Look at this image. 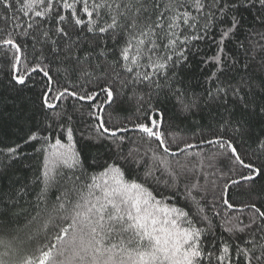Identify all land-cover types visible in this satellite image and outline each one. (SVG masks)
I'll return each mask as SVG.
<instances>
[{
    "label": "snow or ice",
    "instance_id": "snow-or-ice-1",
    "mask_svg": "<svg viewBox=\"0 0 264 264\" xmlns=\"http://www.w3.org/2000/svg\"><path fill=\"white\" fill-rule=\"evenodd\" d=\"M253 9L264 26V0H0V21L7 25L0 27V50L9 82L39 83L45 110L43 124L24 141L40 142L35 151L43 157L36 215L20 225L10 211L18 193L0 195V264H264V185L256 187L264 180V137L244 142L250 120H264V59L243 64L239 80L227 77L225 68L226 60L231 67L239 63L225 52V43L243 27V12ZM201 42L216 44V53L201 63L214 66L206 77L213 85L207 95L227 113L218 134L200 141L219 149L209 156L190 152L196 145L174 136L169 142L163 113L150 101L145 108L140 90L150 89L149 97L171 95L183 111L197 107L198 98L178 87L183 81L177 70ZM36 76L41 79L34 81ZM125 95L136 100L139 122L109 127L106 107ZM69 98L89 102L94 122L87 127L95 133L90 140H107L122 153L124 133L131 128L142 134L143 155L138 145L118 158L145 167L142 177L127 178L117 160L84 173L74 124L83 105L62 107ZM0 153L18 159L21 145ZM217 163L238 178L217 168L223 184L209 180L216 173L205 167ZM62 169L72 174L69 186L51 210L41 209ZM152 185L173 197L182 188L185 206L160 197ZM232 188L244 198L233 200ZM213 218L220 219L227 238L216 236Z\"/></svg>",
    "mask_w": 264,
    "mask_h": 264
},
{
    "label": "trees",
    "instance_id": "trees-1",
    "mask_svg": "<svg viewBox=\"0 0 264 264\" xmlns=\"http://www.w3.org/2000/svg\"><path fill=\"white\" fill-rule=\"evenodd\" d=\"M256 12H243V27L237 32L231 40L225 43V52L239 62L235 67H231V61L226 60L225 68L227 69V77H232L239 80L242 74V65L245 63H252L253 66L258 64L261 59H264V40L261 39L260 33H264V26L260 25L255 20ZM0 27H7L3 21H0ZM216 30L214 29V32ZM4 33H0V38ZM219 37L217 36L216 39ZM240 44L244 47L240 48ZM198 53H193L189 57V62L182 70L178 69L179 76L183 81L178 87L185 90L188 97L195 96L198 98V106L192 108L190 111L181 110L179 104L171 95L166 96L161 92L158 96L153 94L149 97L150 89L143 87L140 89L144 93V107L147 108V103L150 101L156 108L163 113L162 130L166 133V138L171 142L174 136L178 141L191 143L196 145L190 152L202 153L204 156H209L212 153L219 151L214 145L207 143L201 144V140H210L214 138V134H218V126L222 122V117H226L227 113L224 110L222 103L208 97V90L213 88V85L206 82V77L214 70L211 64H204L201 61L216 53L215 43L201 42L198 45ZM5 54L0 50V149L21 145L22 155L15 160H9L5 155L0 153V195L7 196L9 194L15 195L18 203L10 208L12 213L19 216V224L23 225L28 219L36 215V197L43 185L37 181L40 175L42 165V155L38 154L35 149L40 147V142H29L25 144L24 141L31 132L36 131L45 119V110L41 108L40 93L41 86L39 83L29 81L27 86H19L9 82L7 74V64L5 61ZM254 58V59H253ZM55 75V73H53ZM41 77L36 76L34 81H39ZM222 80L226 77H221ZM130 95V94H129ZM129 95L117 98L116 103L111 107H106L105 119L109 121L111 126H129L137 121L140 113L137 112V102L135 99H129ZM100 99H103L101 95ZM257 102H261V98H257ZM61 106L76 105L81 108V112L74 116V124L76 126L75 139L77 141V149L81 152L84 161V173L87 176L101 171L99 165H103L106 161L108 163L117 160L125 169L126 176L129 179L142 177L145 167L136 164H126L123 160H119L120 155H127L129 150H134L138 145L140 146L143 155L144 141L141 139L142 134L135 129H131L124 133L126 140L122 146L123 152H118L115 146L107 140L95 141L90 140V135L94 136L93 130L87 126L94 121L87 115L89 111V102H78L71 98L60 102ZM51 113L49 112V115ZM142 119V118H141ZM81 133L83 135H81ZM256 137H264V120L259 117H253L250 120V135L244 138L245 144H251ZM155 147V144L152 145ZM183 147V144L180 145ZM175 150V144L172 145ZM194 162H198L197 157L192 158ZM208 161L205 160L207 165ZM217 168H223L227 173V168L224 165L217 163L216 168H207L208 173L215 172L214 176L210 175L209 180L215 179L218 184L222 185L224 179L220 178ZM81 175L80 172L76 173ZM72 175L66 169L60 170L56 175L53 184L49 187L47 193V205L41 204L40 208L45 207L51 210L52 205L56 202V196L63 191L64 187L68 185V177ZM231 178H238L232 173H227ZM82 179L86 176L82 175ZM205 181L200 179V183ZM264 185V180L257 181L256 187L259 189ZM160 197H166L170 203L176 204L180 207L185 206L183 197V189L176 193L173 197L171 191L163 189V186L157 188ZM23 188L24 191L20 192ZM219 192V188L217 189ZM231 196L233 200L242 199L244 197L237 196V189H231ZM212 200L211 195L207 198ZM0 211H3V205H0ZM212 216L211 210L208 212ZM42 213V218H43ZM4 218L0 217V224L3 223ZM213 223L216 226L215 233L219 237L223 235L227 238L228 234L224 233L223 229L219 227L220 219L213 218ZM3 230L0 229V235Z\"/></svg>",
    "mask_w": 264,
    "mask_h": 264
}]
</instances>
